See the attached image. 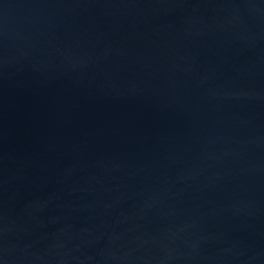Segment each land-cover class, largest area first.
Returning a JSON list of instances; mask_svg holds the SVG:
<instances>
[{"label":"water","instance_id":"95a60500","mask_svg":"<svg viewBox=\"0 0 264 264\" xmlns=\"http://www.w3.org/2000/svg\"><path fill=\"white\" fill-rule=\"evenodd\" d=\"M0 264H264V0H0Z\"/></svg>","mask_w":264,"mask_h":264}]
</instances>
